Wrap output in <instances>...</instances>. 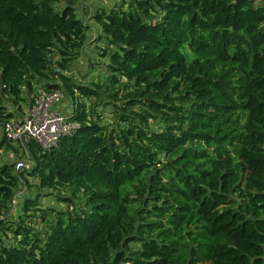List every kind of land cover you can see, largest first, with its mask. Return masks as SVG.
I'll return each mask as SVG.
<instances>
[{
  "label": "trees",
  "instance_id": "16d2710c",
  "mask_svg": "<svg viewBox=\"0 0 264 264\" xmlns=\"http://www.w3.org/2000/svg\"><path fill=\"white\" fill-rule=\"evenodd\" d=\"M78 7L0 0V126L38 86L77 125L50 149L2 136L0 264H264V0L96 9L103 81L72 76L92 40ZM26 184L46 194L14 216Z\"/></svg>",
  "mask_w": 264,
  "mask_h": 264
},
{
  "label": "built area",
  "instance_id": "2783aa9c",
  "mask_svg": "<svg viewBox=\"0 0 264 264\" xmlns=\"http://www.w3.org/2000/svg\"><path fill=\"white\" fill-rule=\"evenodd\" d=\"M65 99V92L59 89L48 91L42 87L37 88L33 102L24 114L17 115L0 126L3 135L13 144L25 145L33 139L44 149L54 147L59 138L71 134L77 127L68 119L70 112L67 113L63 106ZM25 153L24 157L15 160L17 171L32 166L29 152Z\"/></svg>",
  "mask_w": 264,
  "mask_h": 264
},
{
  "label": "rangeland",
  "instance_id": "374dc122",
  "mask_svg": "<svg viewBox=\"0 0 264 264\" xmlns=\"http://www.w3.org/2000/svg\"><path fill=\"white\" fill-rule=\"evenodd\" d=\"M121 1L122 0H78V6H79L78 8L80 10V13L83 16L85 23L90 27L89 34H91V32H92V40L90 41L91 43L89 44L90 50H88L86 53H83L81 56V59L76 64H74L71 68L72 76H74L78 80L83 81L84 79L88 80L89 78L90 79L94 78V76H95V78L100 76L101 81H103V79L108 76V72L104 71L105 66L102 64L98 65V67L95 69V72H91L92 69L90 67H88L89 63H90V61H89L90 59H93L94 62L99 61L98 57L95 56V53L93 51H91V48H93L95 45H101V46L105 45L104 40H98L96 38V26H95V23H94V20L92 19V17H93L94 11L96 9L99 10L102 8L110 7V6H112L118 2H121ZM57 58H58V56H57ZM104 60H105V58H101V62H104ZM39 87L40 86H38L37 88H39ZM108 94H107V98L105 99V102L107 104L106 105L100 104L98 111L100 113H102L108 120H112V115L110 113L111 108H112V105L110 106V104H111L112 100L109 98ZM34 95H36V92L34 93ZM86 101H87L88 105H91L94 102V100H86ZM116 103L119 104L120 101H116ZM19 106H20V104H17V107H15V108H18ZM27 107L28 106L23 104V110L19 111V113L24 114ZM2 136H3V132H2V128L0 127V140H1ZM14 145H18V144H14ZM12 154L13 153L8 152L7 146H3L0 149V158L4 157V159L8 160V156L14 157V154L13 155ZM2 161L3 160L0 159V162H2ZM30 180H32V179L30 178ZM19 188H20L18 191L19 198L17 199V203H15L16 205L14 204V208H13V211H14L13 215L14 216H16L18 213L21 212L20 203L18 202L20 197L25 196L26 193L30 196L33 194L35 196L38 192H42L43 194H46V193H44V191L37 190L35 187H32L29 184L23 185ZM64 194H67V193H64ZM49 198L50 197H46V195L42 196V199H41L42 206H47L48 204L53 205V206L58 205V203H56L54 201L49 202ZM59 206L62 207L61 205H59ZM33 228L40 231L42 229L41 222L39 220H37V221L33 220ZM11 238H12V236H11ZM9 241H12V240L10 238H8L7 242H9Z\"/></svg>",
  "mask_w": 264,
  "mask_h": 264
}]
</instances>
